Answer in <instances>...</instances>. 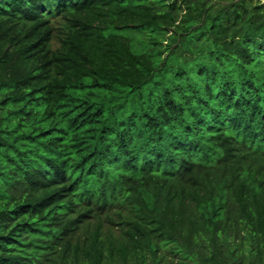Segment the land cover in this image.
Listing matches in <instances>:
<instances>
[{"label": "trees", "instance_id": "obj_1", "mask_svg": "<svg viewBox=\"0 0 264 264\" xmlns=\"http://www.w3.org/2000/svg\"><path fill=\"white\" fill-rule=\"evenodd\" d=\"M0 264H264V3L0 0Z\"/></svg>", "mask_w": 264, "mask_h": 264}, {"label": "rangeland", "instance_id": "obj_2", "mask_svg": "<svg viewBox=\"0 0 264 264\" xmlns=\"http://www.w3.org/2000/svg\"><path fill=\"white\" fill-rule=\"evenodd\" d=\"M254 1H259L260 3H264V0H254Z\"/></svg>", "mask_w": 264, "mask_h": 264}]
</instances>
